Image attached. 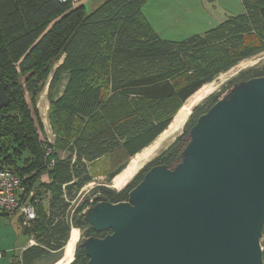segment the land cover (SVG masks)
<instances>
[{
  "label": "trees",
  "instance_id": "obj_1",
  "mask_svg": "<svg viewBox=\"0 0 264 264\" xmlns=\"http://www.w3.org/2000/svg\"><path fill=\"white\" fill-rule=\"evenodd\" d=\"M148 1L104 0L88 11L59 0H0V69L10 97L2 110L0 162L21 177L26 194L38 188L35 200L43 188L51 193L40 202L32 200L38 215L33 229H25L20 218L24 233L35 237L37 244L23 252L18 264L57 263L72 228L81 232L82 239L110 232L96 233L84 221L89 196H94L92 205L127 201L129 191L150 168L172 167L189 130L220 94L196 106L185 123L186 131L122 190L99 185L71 214L72 200L93 182L89 163L112 157L106 174L111 184L134 156L173 124L190 97L264 51V0H240L242 14L179 41L156 33L143 12ZM61 58L62 64L55 68ZM64 73L70 80L63 95L54 100ZM260 76L264 65L243 71L234 82ZM48 80L54 143L41 140L44 126L38 101ZM44 143L53 150L47 158ZM59 151L70 154L62 160ZM48 172L51 182L45 185L41 177ZM87 261L81 241L70 264Z\"/></svg>",
  "mask_w": 264,
  "mask_h": 264
},
{
  "label": "water",
  "instance_id": "obj_2",
  "mask_svg": "<svg viewBox=\"0 0 264 264\" xmlns=\"http://www.w3.org/2000/svg\"><path fill=\"white\" fill-rule=\"evenodd\" d=\"M9 104L0 69V134ZM187 136L127 201L87 210L96 233L111 232L83 240L86 264H264V76L235 83Z\"/></svg>",
  "mask_w": 264,
  "mask_h": 264
},
{
  "label": "rangeland",
  "instance_id": "obj_3",
  "mask_svg": "<svg viewBox=\"0 0 264 264\" xmlns=\"http://www.w3.org/2000/svg\"><path fill=\"white\" fill-rule=\"evenodd\" d=\"M103 1L104 0H101V2ZM143 12L146 18L152 24L153 28L159 31V35L161 38L167 40L179 41V40L187 39L194 34H202L207 30L219 25L228 16L242 14L244 12V9L240 0H149L144 5ZM63 60L64 59L61 58L60 61L56 64L55 68H57L60 64H62ZM262 65H264V51L252 58L240 62L238 65L230 69L228 72L220 74L209 85V90H211V93L208 96L210 97L211 95L217 93L220 94L219 99L224 97L231 90L234 84L237 83L234 82V80H236L243 71L248 70L250 68H259ZM231 71L232 73H230ZM49 80L47 82L48 84L46 90H48L49 88ZM64 82H66V79ZM41 100L42 102L40 103V108L43 114L42 122L44 126L41 140L54 143L56 135L52 130L49 121V114L46 112L44 106V104L45 105L48 104V99L45 92L42 95ZM203 102L204 101L200 102V104ZM188 118L187 120L189 121L190 118L189 119ZM187 120L184 123H182L181 126H179L174 136V139L169 144L168 143L165 144L164 148L161 149V151L153 158H155L156 156L161 154L164 150H166L170 145L173 144V142L176 140L178 136H181L186 131V124L188 123ZM175 122L173 123V125L175 124ZM187 137L188 136L186 135L184 139H187ZM44 145L46 144L44 143ZM69 154L70 153L67 152L66 154L62 155L63 159H66L69 156ZM150 159H147L146 161ZM111 162H112V157L108 155L107 157L101 159L100 161L89 163L88 168L90 169L89 171L94 177L93 182L88 184L84 190L82 188L78 192L76 197L72 200L71 203L72 207L70 210L71 214L74 213V211L89 196L90 192H93L94 188H96L97 186L104 184L116 190H122L129 182L133 180L136 174L139 173L140 170H142L145 167V166L142 167L144 165L142 164L139 168L132 170L133 172L126 174L125 173L126 170H129V167L133 162V158H132L129 164L127 165L128 167H126L127 169L125 171L123 170L124 172L121 173L119 176L117 175V178L114 179L111 184H108L106 179V174L110 170ZM47 168L49 171L51 170L49 167ZM42 176H45L44 179L41 180L42 183L45 185L50 184L51 178L49 172L43 174ZM37 189L38 188H35V190ZM29 192H31V190ZM40 193H41L40 197L37 198V200L40 201H42V199L44 200L45 196L46 198L51 196V193L49 192L48 189L43 188ZM83 196L85 198L82 200ZM1 219H3L1 221V225L3 226L7 224L8 226L14 228V226L12 225L13 223L16 228H19V226L22 227L20 221L18 220L19 217L16 214L6 216L5 218L1 217ZM34 227L35 224L33 228ZM33 228L31 227V229ZM22 232L25 235L24 229H22ZM24 235H21L20 249ZM32 239H34L35 242L33 245H36L37 241L35 237L34 238L32 237ZM83 240L84 239L81 238V232H79L75 228H72L67 244L64 247L63 256L61 260L58 261L56 264H67L71 259L73 261L75 258L77 246L79 245V242L81 241L83 242ZM263 242H264V237H263ZM18 254L19 251L17 250L16 255ZM13 255H14V251H12L9 256H13ZM39 264H44V263L41 262Z\"/></svg>",
  "mask_w": 264,
  "mask_h": 264
},
{
  "label": "built area",
  "instance_id": "obj_4",
  "mask_svg": "<svg viewBox=\"0 0 264 264\" xmlns=\"http://www.w3.org/2000/svg\"><path fill=\"white\" fill-rule=\"evenodd\" d=\"M62 3H71L75 6V0H59ZM46 152V158L53 152L51 147L47 145L44 147ZM54 161L50 165H53ZM49 165V166H50ZM90 184V183H89ZM88 185V184H87ZM87 185L85 187H87ZM83 187V190L85 189ZM25 195V199L22 196ZM36 191L31 190L29 193H25V189L22 187V180L14 171L7 168L0 162V212H6L10 215H20L22 225L25 229L33 228L38 215L32 200H35ZM85 197L83 196L82 200ZM94 202V196H90L88 203L86 204L84 213L92 206ZM263 237L261 239L262 249L264 250ZM35 242L31 241V245ZM30 245V246H31ZM4 257V252L0 251V259Z\"/></svg>",
  "mask_w": 264,
  "mask_h": 264
},
{
  "label": "crops",
  "instance_id": "obj_5",
  "mask_svg": "<svg viewBox=\"0 0 264 264\" xmlns=\"http://www.w3.org/2000/svg\"><path fill=\"white\" fill-rule=\"evenodd\" d=\"M101 3H102L101 0H75V6L74 7L84 6V7H86V9L88 11H92L93 9L98 7ZM156 33L159 34V31L156 30ZM65 79H66V82H64ZM69 80H70L69 74L64 73L61 77V80H60L57 88L55 89V91L53 93V99L54 100H58L63 95V93H64V91L68 85ZM46 89H47V85H46L45 89L43 90V92L41 93L40 99L38 101V108H39V112H40V116H41L42 121H43V114L41 112L40 103L42 102L41 99H42V95L44 94V92L46 93L47 99H48V104H46V105L44 104V106L46 107L45 110L48 114H49V108H50V100L48 97V90H46ZM66 153H65V151H59V153H58L59 158L63 159L62 155L66 154ZM103 158H105V157H103ZM103 158H101V159H103ZM101 159H99L97 161H100ZM42 177H41V180L44 179L45 176H42ZM6 216H8V215H3L0 213V251L4 252V257L0 259V264H18L21 260L23 252L26 250V248L30 247L31 241L34 239H32V237H30V236H27L26 234L24 235L22 232L23 228L20 226H19V228H16L13 223H12V225L14 226V228L8 226L7 224H5L4 226L1 225V221L3 220V219H1V217L5 218ZM18 217H19L18 220L20 221V215H18ZM21 235H24V238L22 239V245H21V249H20ZM17 250L19 251L18 255H16ZM12 251H14V255L9 256Z\"/></svg>",
  "mask_w": 264,
  "mask_h": 264
},
{
  "label": "bare ground",
  "instance_id": "obj_6",
  "mask_svg": "<svg viewBox=\"0 0 264 264\" xmlns=\"http://www.w3.org/2000/svg\"><path fill=\"white\" fill-rule=\"evenodd\" d=\"M232 73V71L230 72ZM235 75V74H234ZM223 81V80H221ZM215 83V82H214ZM217 83V82H216ZM211 82L203 88H201L197 93H195L192 97H190L182 106V108L178 112L177 120L173 121L172 123L175 122V124L171 125L153 144L151 147L145 149L138 155L133 157V162L129 167V170H126V174L133 172L132 170L139 168L142 164H146L153 158L155 155H157L161 149L164 148L165 144H169L173 139L176 134L177 129L179 126H181L182 123H184L187 118L192 114L194 108L198 105H200V102L204 101L207 99L209 94L211 93V90H209V85ZM218 91V90H217ZM208 96V97H207ZM46 108V107H45ZM175 116V117H176ZM147 159H150L146 161ZM143 165V166H144ZM142 166V167H143Z\"/></svg>",
  "mask_w": 264,
  "mask_h": 264
},
{
  "label": "flooded vegetation",
  "instance_id": "obj_7",
  "mask_svg": "<svg viewBox=\"0 0 264 264\" xmlns=\"http://www.w3.org/2000/svg\"><path fill=\"white\" fill-rule=\"evenodd\" d=\"M110 232H111V231H110ZM110 232H108V233H110ZM108 233H107V234H108ZM107 234H106V235H107ZM103 237H105V236H103ZM101 238H102V237H101Z\"/></svg>",
  "mask_w": 264,
  "mask_h": 264
}]
</instances>
